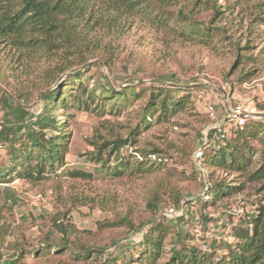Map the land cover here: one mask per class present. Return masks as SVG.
<instances>
[{
	"label": "rangeland",
	"instance_id": "obj_1",
	"mask_svg": "<svg viewBox=\"0 0 264 264\" xmlns=\"http://www.w3.org/2000/svg\"><path fill=\"white\" fill-rule=\"evenodd\" d=\"M216 7L222 13L215 18ZM263 9L264 0H180L171 10L175 14L183 10L193 17L198 35L173 20L160 24L142 14L124 16L123 32L111 36L112 51L103 46L92 57L87 55L90 68L82 85L95 93L96 102L90 109L70 104L57 107L56 115H66L58 131L66 133L67 152L64 164L48 168L41 178L20 173L24 168L15 174L7 171L14 164L11 149L29 144L25 129L10 139L6 133L0 135L5 145L0 153V171H4L0 177V264H102L107 258L110 264L133 262L131 257H140L144 249L143 235L154 215L165 216L173 227L155 264H169L173 246L179 244H174L178 232L193 234L194 238L189 235L183 242L202 248L205 242L215 245L221 241L219 255H223L227 243H234L236 228H247L248 215L264 204V179L218 171L217 180L243 188L204 205L202 198L211 180L208 170H202L205 166L194 158L200 155V145L204 138L207 141L213 122L200 92H206L220 117L243 99L254 108L256 119H264ZM206 32L210 36L202 40ZM45 63L39 54L32 56L0 41V111L7 128L31 124L43 110L41 95L47 90L60 87L63 97L70 90L64 89L69 71L42 78ZM159 86L189 99L167 120H151L146 125L144 111ZM108 87L125 91L127 99L102 98ZM18 105L26 107L31 116L20 120ZM229 126L231 131L235 128ZM58 131H48L47 137ZM131 133L134 140L122 146L121 154L133 162L148 160L154 167L133 170V163L122 173H106L104 161L112 167L118 163L117 154L107 148L108 141ZM102 145L99 161L92 155L96 157ZM155 149L159 151L156 155H146ZM259 166L256 154L249 169ZM70 169L89 171L93 178L70 177ZM93 197L106 204L102 206ZM154 203L161 211L155 213ZM234 207H241L243 215L230 213ZM69 243L74 253L56 248ZM84 247L98 251L84 259L79 254L86 251Z\"/></svg>",
	"mask_w": 264,
	"mask_h": 264
},
{
	"label": "trees",
	"instance_id": "obj_2",
	"mask_svg": "<svg viewBox=\"0 0 264 264\" xmlns=\"http://www.w3.org/2000/svg\"><path fill=\"white\" fill-rule=\"evenodd\" d=\"M178 2L180 0H0V41H4L10 48L22 50L32 56L39 54L45 58L46 65L42 68V78L52 79L60 73L69 71L68 82L64 89L70 87L64 97L62 95L64 90L62 91L60 87L44 92L41 95L44 103L43 110L31 124L22 123L15 130L7 128L6 125L4 130L0 131L1 137L6 133L5 138L10 139L14 132L19 133L25 129L24 133L29 140L27 145L22 143L27 146L26 148L21 146L11 149L14 153V164L7 171L12 170L15 174L19 168H24L20 173L24 172L25 176L37 179L41 178L48 168H54L55 164L58 166L64 164V153L67 152L64 139L66 133L61 134L58 130L61 128L60 125L66 122V115H56L55 111L58 106L67 108L69 104L90 109L91 104L96 102L95 93L86 91V87L82 85L83 76L90 68L88 64L91 58L88 56L92 57L98 49L104 48L103 46L108 52L112 51L110 48L114 39L111 36L123 32L124 16L142 14L152 17L153 22L160 24L173 20L181 23L183 30L185 26L191 27L198 35L199 31L195 29L197 21L193 17L183 14V10L176 14L171 10V7ZM214 11L215 18L222 13V10L217 7ZM181 19H188V22L184 23L185 21ZM201 36L202 40H207L210 35L206 32ZM25 64L27 67V63ZM79 65H83V68H77ZM155 89L157 91L151 93L144 111L143 122L146 125H150L151 120H167L189 99L185 95H172L161 86ZM106 92L104 96H101L106 100L127 99L125 91L117 92L113 87H108ZM17 116L23 120L31 116V113L26 107L18 105ZM256 118L257 116L248 118L245 124L233 128L229 135L222 136V133L216 129H210L207 141L203 139L200 145L201 153L194 159L205 166L202 170H208L211 180L208 192L202 198L204 205L227 198L243 188V185H230L223 179L217 180L218 171L223 170L226 174L240 172L249 179H264V119ZM50 130L58 131V133L48 138L47 132ZM133 140V133H131L127 138L118 137L108 141L107 148H110V154H117L118 163L112 167L107 166L104 161L106 173L113 171L122 173L130 169L133 163L136 164L133 170L136 168L150 171L154 167V164H150L148 160L135 159L133 162L130 158L125 159V156L121 154L122 146ZM211 140L215 142L213 145L210 144ZM104 146L100 147L98 156L92 155L93 158L102 160ZM158 152L155 149L146 155H156ZM256 154H259L261 166L250 170L249 166L253 164ZM36 158L38 161L33 164ZM68 175L73 178H93V173L82 169H70ZM3 176L4 171H0V177ZM95 200L102 206L106 204L102 198ZM176 204L180 205L181 200L178 199ZM152 207L156 209L155 213L160 210L158 203H154ZM161 216L156 218L154 215L148 224L147 231L143 235L144 249L140 252V257L132 256L133 262L123 264H155L157 262L164 251L169 229L173 228L172 224L165 220V216ZM248 217L246 221L248 227L236 228L234 243H227L223 255H219L221 241L215 245L207 244L208 249H204L183 242L189 235L194 238L193 234L184 236L178 232L179 239L174 244H179L173 246L169 264H264V204ZM56 248L60 251L71 249L74 253L70 243L60 247L57 245ZM83 249L86 251L81 250L79 254L84 259L91 258L94 252L98 251V249L87 247ZM105 252V249L102 250V255ZM110 262L111 258H107L102 264H110Z\"/></svg>",
	"mask_w": 264,
	"mask_h": 264
},
{
	"label": "built area",
	"instance_id": "obj_3",
	"mask_svg": "<svg viewBox=\"0 0 264 264\" xmlns=\"http://www.w3.org/2000/svg\"><path fill=\"white\" fill-rule=\"evenodd\" d=\"M200 97L205 99L206 102V110L213 122V125L210 127L211 129H216L219 133H222V136L229 135L231 131V126L239 127L245 124L248 118L255 116L254 108L252 105L241 99L234 102L232 108H228L226 110V116L220 117L215 104L206 98V92L201 91ZM6 126V120L1 115L0 111V131L4 130ZM5 149V145L2 141H0V153ZM232 214L235 215H243V209L240 207L234 208L232 210ZM204 249H208V245L206 243L203 244Z\"/></svg>",
	"mask_w": 264,
	"mask_h": 264
}]
</instances>
